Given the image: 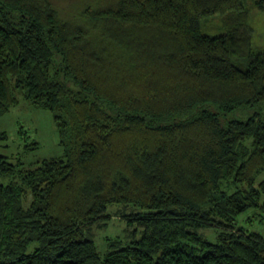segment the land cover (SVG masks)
Returning a JSON list of instances; mask_svg holds the SVG:
<instances>
[{"label":"trees","instance_id":"1","mask_svg":"<svg viewBox=\"0 0 264 264\" xmlns=\"http://www.w3.org/2000/svg\"><path fill=\"white\" fill-rule=\"evenodd\" d=\"M56 1L0 0V116L22 93L65 148L23 168L0 153V264H264L237 223H264V50L244 0ZM110 207L130 232L100 250Z\"/></svg>","mask_w":264,"mask_h":264},{"label":"rangeland","instance_id":"2","mask_svg":"<svg viewBox=\"0 0 264 264\" xmlns=\"http://www.w3.org/2000/svg\"><path fill=\"white\" fill-rule=\"evenodd\" d=\"M86 1L58 0L56 3L62 6L63 10L70 11ZM244 5L255 30L254 46L264 50V11L256 7L254 0H244ZM203 24V32L208 35H218L222 31L220 16H213ZM19 98V104L0 116V153L10 162L19 165V168L35 166L45 159L65 158V148L60 143V133L53 113L33 106L22 93L19 94ZM252 112L253 110L237 112L236 115L247 117ZM34 142L37 146L33 144ZM115 211L116 207H110L108 210L109 214H114ZM262 216L259 209H251L243 214L237 223L247 232L255 231L264 237ZM106 224L107 226H98L95 231L94 240L100 250L105 248L107 238H124L130 232L126 222L116 213L106 221ZM207 233L213 235L212 231Z\"/></svg>","mask_w":264,"mask_h":264}]
</instances>
